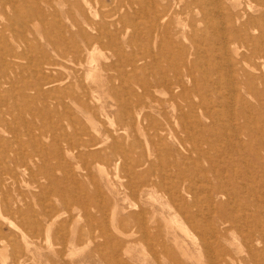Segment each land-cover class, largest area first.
<instances>
[{"label":"bare ground","instance_id":"6f19581e","mask_svg":"<svg viewBox=\"0 0 264 264\" xmlns=\"http://www.w3.org/2000/svg\"><path fill=\"white\" fill-rule=\"evenodd\" d=\"M38 1L0 0V17L9 21L4 30L12 32L8 39L19 47L38 44L25 30L33 23L39 33L48 25L59 34L55 40L46 35L48 44L61 60L80 68L42 52L29 67L34 78L21 82L27 67L20 61L28 53L17 52L0 34V113L13 92L28 89L89 113L82 120L89 125L71 110L57 118L50 144L57 161L45 177L56 183L54 192L63 186L82 188L83 174L77 171L89 176L91 166L81 162L82 149L102 146L119 180L118 187L107 179L106 187L124 202L130 200V206L115 200L111 207L102 194V204L93 196L99 213L93 214L84 203L83 196L90 195L85 190L71 193L60 212L39 184L30 196L11 189L20 177L33 176L34 154L24 152L25 142L15 139L21 153L8 155L10 140L0 136L5 145L0 150V216L6 210L25 222L27 251L39 246L32 238L49 239L53 230L49 264H67L60 263L67 249L70 253L90 243L93 248L80 264L93 256L102 264H264V0H63L78 17L66 37L56 17L58 0ZM99 45L106 52L100 53ZM97 54L109 72L103 79ZM84 66L95 88L82 78ZM102 92L115 99L109 107L116 109V126L112 113L102 109ZM44 99L43 123L51 116ZM100 121L108 123L102 132ZM47 131L44 127L28 141L43 150ZM53 170L64 175L56 177ZM77 203L85 211L86 230L77 229L81 215L69 213L68 205ZM67 211L68 218L59 220ZM189 228L197 234L191 245L185 237ZM0 233L6 239L1 225ZM135 244H147L150 262L132 252ZM0 257L8 264L3 252ZM26 257L21 254L12 264H25Z\"/></svg>","mask_w":264,"mask_h":264},{"label":"rangeland","instance_id":"374dc122","mask_svg":"<svg viewBox=\"0 0 264 264\" xmlns=\"http://www.w3.org/2000/svg\"><path fill=\"white\" fill-rule=\"evenodd\" d=\"M39 3H43V0H39ZM63 0H58V3L56 4V8H57V12L59 13L58 16H56L60 22H62L65 25V30L64 31V36L66 37V35L68 36L69 33L67 31V29L70 30H74V27L72 26V23L74 20L78 19V17L76 16V8L71 4V5H63L62 4ZM92 3L95 2V0H91ZM70 11L71 14L67 15L66 11ZM100 10V9H99ZM48 13V12H47ZM9 14H11V12H9ZM49 14V13H48ZM48 18L52 21V17L49 15ZM183 18H185V16H183ZM0 34L3 36H6L7 41L15 46V49L17 50V52H21V50H25L28 53V57L27 58H23L20 62L27 68H25L26 70L25 73L24 71L22 72L23 78L21 79L22 81H31L34 78V74L33 72L29 69V67L31 66V63L34 62V60L39 57V55L42 52H47L49 54V56L53 59V60H61L59 58V55H57L56 50L50 45L48 44L46 35H48L51 39H56L59 37L58 32L52 28L49 27L48 25L46 27H43L42 25V29L39 28V33H37L35 31V27L33 25V23L28 25V28L25 30V34L28 38L32 39L33 35L36 36V42L38 44H34L33 42H31L29 45H26L23 43L22 47H19L17 44V41L15 40H11L8 39L11 35L12 32L9 30H4V25L6 23H9V21L6 18H1L0 17ZM3 26V27H2ZM67 31V32H66ZM38 47L41 48V50H38ZM99 49H100V53L106 52L105 49L102 50V47L99 45ZM107 54V53H105ZM97 59L99 60L101 69L99 70L100 74L102 75V79L103 77H105L106 73H109L105 70L102 69V63L105 62V60L102 58V56H99L97 54ZM9 59H11L10 57H8ZM64 61L67 66L69 67H76L74 65H72V63L66 60H61ZM264 62V61H263ZM68 67V68H69ZM80 68L79 66H77L75 69ZM68 71V70H67ZM80 74H82V78L83 79H87V83L89 85L94 84L93 83V78L86 76L87 73V67L84 66L82 69H80ZM112 73H115V70H112ZM88 77V78H87ZM74 80V79H73ZM20 82V83H21ZM18 83V84H20ZM93 88H95V85H92ZM79 90V89H78ZM77 91V89H76ZM80 91V90H79ZM26 93H22V92H13L12 97H10L3 105H1V109L2 112L0 113V117L2 119V123L0 124V136H3L7 139L10 140V145L7 147V154L10 156H19V154L21 153L20 150L17 147V144L15 139H19L20 141H24L25 143L23 144V151L26 153H32L33 155V161L30 163L31 167H32V172H33V176L30 174H26L23 177H20L19 181L17 183H15L14 185H10L11 189H18L19 191L25 193L26 195H31L33 193H37L39 191V187H37L36 185H41L43 188H46L47 194L46 197L50 200V202H52L53 204H55L56 208L62 212L64 211V204L66 202H70V198L71 195H73L74 193L79 192L81 194H83V191L87 190L90 195L87 199V197L83 196V200L84 203H86L88 205V211L93 213V214H99L95 207L94 204L96 203L93 200V196H95V199H97V203H101L102 204V194L104 197L107 198V200H111V207L114 205V203L116 202L115 200H118L119 204L121 206L126 207L127 209L129 208V204H130V200H127L126 202H124L122 200V196L121 194H115L114 192H109L108 188L106 187V181L107 179H109V181L111 183H113V185H116L119 187V180L118 178L115 177V169L112 166V164L110 163L109 160H106L104 157L105 151L104 149L101 147H90V152H89V147L88 148H84L82 149L84 152H86V154L83 156V158H81V162L84 161H88L90 162V175L86 176L85 173H82L83 171H77L78 173H80L82 175V180L81 183L83 185L82 188H69V187H65L63 186L62 189H57L54 192V188L56 186V183L54 184L52 181H49V179H47L45 177V173L47 170L48 166L54 165L57 161V159H55L53 157L54 155V150L52 147H50L51 144V140H52V132L51 129L53 128V125L55 124L57 118H64L65 116H61V114L65 113L68 110H71L75 115H77L80 118V121L83 122V124H87L89 125L88 122L86 121H82L85 119V115H89V113L87 112H80L79 108L73 104V102H69L68 106H63L61 105V103L55 101V99L52 98H41L39 97L37 94H35V92L33 90H26ZM112 95V94H110ZM109 94H103L101 95V102H102V109H105L106 111H110L112 113L111 115V119L113 120V126L117 125V119L114 116L115 113V107L111 109L110 104L112 105L113 103H115V99L114 97H111ZM109 96V97H108ZM111 98V99H110ZM44 99V101L47 103L46 107L51 111L50 113V117L48 118L47 122L43 123L41 122L40 116H39V110L42 107V100ZM56 102V103H55ZM104 104V105H103ZM110 108V109H108ZM95 114L97 116H99V113L95 110ZM114 116V117H113ZM102 120V117H100ZM116 119V120H115ZM65 121V120H64ZM43 123V126H42ZM107 121H105L104 123L97 122V125L100 127L101 132L104 131L105 127H107ZM44 127L46 129H48V131L46 132L48 134V137L45 138L43 137L42 139V144L43 146V150L39 149V147L36 144H31L28 139L32 136L35 138V136H39L41 133V129H44ZM53 130V129H52ZM70 131L72 129H69ZM103 135V134H102ZM5 147L4 144L0 143V150L3 149ZM204 147H206V145H204ZM15 148V149H14ZM35 149V150H34ZM31 151V152H29ZM66 160L72 162V161H77L79 160L78 157L71 159L70 157H65ZM3 160V156L0 152V162ZM99 164V165H98ZM206 164V163H205ZM49 170V168H48ZM53 173L56 177H61L64 175L63 171H54ZM84 177V178H83ZM21 179H25V180H29L31 182L30 186H27L25 182H22ZM36 187H35V186ZM99 189L100 190V194L96 195V190ZM9 190V189H8ZM108 190V191H107ZM12 191V190H11ZM15 194V191H12ZM103 192V193H102ZM72 193V194H71ZM71 194V195H70ZM115 197V199H113ZM30 198V197H29ZM109 198V199H108ZM82 203L79 204H71L68 205V209L69 211H67L66 213L64 212V214H62L59 218V220L64 219V218H68L69 213H73V214H80V221L78 222V226L77 229H87V227H85V211L82 208ZM77 206V207H76ZM36 208V206H35ZM69 212V213H68ZM264 213H261V224L263 226L264 229ZM4 216L6 217H1L0 216V225L3 228V233L6 235V239H3L2 234L0 233V253H4L6 256V259L8 261V264H12V259H15L16 257H18L21 254H27V260L25 261V264H49L47 261V256L49 255L50 251H49V242L53 243L56 242L55 241V236H54V232L53 230L50 232L48 238L46 239L47 236H43L42 240H37L32 238L31 240H33V242H37L39 246H37L38 248H34V246L31 248L32 251L28 252L26 249V246L22 240V232L26 231V224L24 221H22L21 217L18 216V214L15 213H6V210H4ZM263 216V217H262ZM5 219V220H3ZM58 220V221H59ZM10 222H13L16 224L15 226H10ZM23 223V224H22ZM68 228H71V225H69ZM28 229V228H27ZM190 229V236L187 235L186 237V241L189 245L192 244V240L197 237L196 232L192 229ZM22 230V231H20ZM27 232V231H26ZM231 237H237V241L239 240V235L236 232H232ZM4 240V241H3ZM48 242V245H47ZM241 245L242 242L240 241ZM92 244V245H91ZM147 244H135L134 246H131V250L132 252H134L135 254L140 255L141 257L146 258L147 262H150L151 260V256L149 255V250L148 247L146 246ZM56 248L59 247V245H55ZM3 248V249H2ZM90 248H93V243L89 244L82 249H76L72 252L69 253V249H67V257L66 255L64 256V260H61L60 258V263H63L64 261L67 264H75L81 263L82 258L90 251ZM4 250V251H3ZM144 250V252L142 251ZM7 253V255H6ZM87 260L89 262H87L86 264H102V260L98 257V256H93L92 258H87ZM0 264L1 263V257H0ZM250 264V263H247Z\"/></svg>","mask_w":264,"mask_h":264}]
</instances>
